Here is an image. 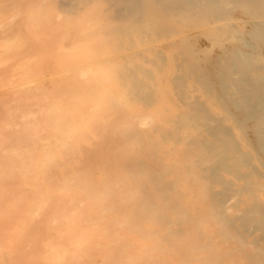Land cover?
<instances>
[{
	"label": "bare ground",
	"instance_id": "6f19581e",
	"mask_svg": "<svg viewBox=\"0 0 264 264\" xmlns=\"http://www.w3.org/2000/svg\"><path fill=\"white\" fill-rule=\"evenodd\" d=\"M1 8L0 56L20 59L0 90V264H264L256 167H264V57L240 46L264 45V0H0ZM196 33L235 48L229 65L219 55L213 63L228 65L239 95L227 84L226 94L254 119L257 139L248 125L236 128L244 119L219 88L222 65L215 73L224 81H213L225 97L211 98L229 115L188 93L194 108L172 101L177 79L175 96L164 94L157 71L167 63L154 66L158 78L152 72L158 37L193 46ZM223 38L240 47L226 49ZM143 45L152 47L148 65L133 52ZM249 55L259 64L250 73Z\"/></svg>",
	"mask_w": 264,
	"mask_h": 264
},
{
	"label": "rangeland",
	"instance_id": "374dc122",
	"mask_svg": "<svg viewBox=\"0 0 264 264\" xmlns=\"http://www.w3.org/2000/svg\"><path fill=\"white\" fill-rule=\"evenodd\" d=\"M6 9H7V8H6ZM1 10H4V11H1ZM0 12H3V13L6 12L5 8H3V9L1 8V9H0ZM3 13H0V14H3ZM235 15H236V14H235ZM2 16H3V15H2ZM4 16H5V15H4ZM5 17H7V14H6ZM0 18H1L2 21L5 20V19H3L1 16H0ZM7 19H8V18H7ZM2 21H1V22H2ZM1 22H0V23H1ZM5 22H6V21H5ZM7 22H8V20H7ZM7 22H6V23H7ZM6 23H4V24H6ZM4 24H3V25H4ZM3 25L1 24V26H3ZM196 34H197V33H196ZM196 34H195V35H196ZM198 34H199V33H198ZM198 34H197V35H198ZM203 34H204V33H203ZM203 34H202V35L200 34V35H198V36H195L196 38H194V40H192V42H193V41H194V42H197V41L199 40V42H197V43H194V42H193V43H194L193 46H195V44H196L195 47H193V46L191 45L192 43H191V44L188 43V45H189L190 47H189L186 43H185V45H184V43L182 44V42L180 41V38H179L180 36H179V35H176V37H175V35L172 36V37H174V38H172V39H171V37H170L169 35H164L163 38H161L162 36H161L160 38L158 37L159 40L163 39L164 41L162 40L161 42L159 41L158 43H157V42L155 43V41H158V39H156L155 41H153V42L155 43V45L152 44V43L150 42V43L148 44L149 46H152V47H153V45H154V48H155V46H156L158 49H161V50L155 51V52H157V54L154 53V52H152V53L154 54V60L151 59L152 62L154 61L155 64H156V61L158 60V61H157L158 65H157V64L155 65L154 63L152 64V65H153V67H152V72H153L154 70H155V71L158 70V68H155V69L153 70L154 66H156V67L161 66V68H162V66L164 67V65H162V64H166V63H167V64H166L167 66H165L162 70H160V68H159L160 72L157 71V73H162V74H163V77H166L165 79L168 80L167 82H168L169 84L167 83V86H168V87H167V86H166V87L169 88V90L167 89V91H168V92L170 91V93H166L167 91L164 90V89L162 90V88H161L162 85H163L162 82H164V81H163V78L161 77L162 80H161V82H160V81H159L160 79H157L158 77H157L156 75H158V74H156L155 71H154L153 73H155L154 75H155L157 78L154 79V82H155V84H157V81H158V83L160 82V85H161V83H162L161 87H160V86L158 87V84H157L156 89H157V88H161V90H162L161 92L166 91L164 94L167 95L168 99H170L172 96H175L174 94H176L177 91L180 92V94L183 93V94H181V95H184V94H185L184 96H181L179 93H177V94H176L177 96H175V98L173 97V99H172V101L176 99L177 102H180V103H178V104H182V106H183V103L186 102V101H184L182 98L184 97V99H185V96H187L186 93H188V96H189V95H190V96L192 95L191 99H192V98H194V99L196 98L195 100H197V99L201 98V99H199L201 102H202V100H203L202 104H200V105L198 104V106H200V107H202V106L205 107V106H206L205 101H206L207 103H209L208 106L211 104V107H212V108H215L214 110H216V111H213L214 113H215V112H218V111H220V110H221V112L223 113L224 110H223V108H222V105H220V104H221L220 101H219L220 98H211V96H215V97H216L217 94H218L217 96H219V95H220V96H224L223 93L225 94V96H226V95L228 96V94H226V92L228 91V93H231V92L233 91V93H232V99H233V94H234L235 92L238 93L237 90L234 92V90H235L236 88H234V90H233L232 84H230L232 88L228 85V83H230L231 81H230L229 79H227V77H226V74H227V71H228V65H229L228 60L231 59V58H226V57H228V55L230 56L231 53L229 54V52H230L231 50H234V49H235V48L233 49L231 45H234V47H235V46H237V45L239 46L240 43H241V45H240V46H242V49H241V50H244V52H245V51H246V48H247V51H246V52H249L248 49H250V52H251V53H248V54H250V55L253 54V57L256 56V55L258 54V58H261V59L264 57V56H261V55H264V49H263L264 47H262V46H264V45H262V46H258L257 44H254L255 47H256V49H253V48H255V47L251 48V46H254V45H250V47H249L248 44H245V45H247V47H246V46H243L244 43H242V42L239 43L240 40L237 41V45H236V44L231 43V42H232V41H231V40H232L231 38H229V39L226 38V39L230 40V43H229V42L227 43V40H226V42H225V41H224L225 38H223V40H222L223 42H222V43H223V45H224V43H226L225 45L227 46V48H226V47H223V48L228 49V46L230 45V49H231V48H232V49H231V50H228V51H224V50L222 51L221 48H220V46L217 45V43H216V44L214 43L216 46L211 45V44H212V43H211V40H209L208 37H207V38L205 37V39H203V37L206 36V35L203 36ZM177 36H178V37H177ZM168 37H169V38H168ZM197 37H199V38H197ZM201 37H202V38H201ZM200 39H201V40H200ZM166 40H167V41H166ZM195 40H196V41H195ZM204 40H205V41H208V40H209V41H208V42H205ZM234 40H235V39H233V42H234ZM189 42H191V41H189ZM209 42H210V43H209ZM234 43H236V40H235ZM150 44H152V45H150ZM199 44H200V45H199ZM207 44H208V47H207ZM209 44H210V45H209ZM228 44H229V45H228ZM148 45H147V46H148ZM183 45H184V47H183ZM201 45H202V48H201ZM223 45H222V46H223ZM259 45H260V44H259ZM185 46H187V47L189 48V51H190V52L188 51V48H186ZM197 46H199V47L196 48ZM212 46H213V47H212ZM218 46H219V47H218ZM222 46H221V47H222ZM240 46H239V47H240ZM143 47L146 49V45H143V46L141 47V49H140L139 47H137L136 50H134L135 48L133 49L134 51H133V50H129L130 53H133V52H134V53L137 52L136 54H138V52L140 53V56H139V57L142 56L141 58H143V60H142V64H143L144 61L146 62L147 60H149V59H147V58H148V57H147V52H149V54H150V49H149V50H147V49H148V48H152V47H147V49H146L147 51H146L145 49H143V50H145V51H143V50H142ZM159 47H160V48H159ZM182 47H183L184 49H187V51H186V50H183ZM203 47H204V48H203ZM261 47H262V50L259 49V48H261ZM191 48H192V50H191ZM205 48H207V49L204 50ZM243 48H244V49H243ZM178 49H180L181 51L178 50ZM193 49H196V50H193ZM197 49H198V51H197ZM199 49H200V50H203V51H200ZM226 49H225V50H226ZM236 49L238 50L239 48L237 47ZM258 49H259V50H258ZM137 50H138V51H137ZM153 50H154V49H153ZM153 50H152V51H153ZM156 50H157V49H156ZM182 50H183V51H182ZM207 50H208V51H207ZM220 50H221V51H220ZM239 50H240V49H239ZM239 50H238V51H239ZM256 50H257V52H256ZM108 51H109V50H108ZM126 51H127V50H126ZM126 51H124V52L126 53ZM131 51H133V52H131ZM191 51H192V52H191ZM218 51H219V52H218ZM253 51H255V52H253ZM258 51H259V53H258ZM261 51H262V52H261ZM110 52H111V51H110ZM110 52H108V53H110ZM117 52H118V51H117ZM122 52H123V51H122ZM127 52H128V51H127ZM129 52H128V53H129ZM179 52H180V53H179ZM193 52H194V53L196 52V53L194 54ZM203 52H204V53H203ZM206 52H209V53H208L209 55H208ZM231 52L234 53V51H231ZM236 52H237V51H236ZM260 52H261L262 54H260ZM101 53H102V52H101ZM115 53H116V52H115ZM219 53H222V54H219ZM256 53H257V54H256ZM104 54H105V53H104ZM104 54H103V55H104ZM121 54H122V53L119 52V55H121ZM123 54H124V53H123ZM126 54H127V53H126ZM149 54H148V55H149ZM210 54L212 55V57H211ZM227 54H228V55H227ZM9 55H10V54H9ZM11 55H12V54H11ZM11 55H10V56H11ZM107 55H108V54H107ZM107 55H106V56H103L104 58H102V59H105V57H106V60H108V58L111 59V58L114 57L115 55L117 56V54H115V55L110 54L111 56L109 55V57H108ZM112 55H113V56H112ZM195 55H196V57H195ZM205 55H206V56H205ZM207 55H208V56H207ZM218 55H219V56H218ZM250 55H249L248 58H247L248 60L246 59V63H245L246 66L248 65L247 67L250 68V70H248V73H250V71L253 69V67L255 68V66H258V65H259V64L257 63L258 61L256 60V59H257V58H256L257 56H256L255 59H254V58H251ZM1 56H2V57H1ZM1 56H0V57H1V58H0V61H1V59H3V63L1 62V63L3 64V66H2V64H0V65H1V67H0V74H1V75H0V81H1V82H0V86H1V85H3V86L0 87V88H1L0 90L2 91V90L5 89V87H7V88L9 87V84H10L9 81H10V79H11V81L13 80L12 78H10V77H11L10 74L12 75L14 72H16L14 69H17V68L14 67V69H13L14 72L11 73V71H12V68H11V67H13V65L15 66L16 63H17V66H18V64H19V60H17V59H20V58L11 56V57H10L11 60H10V58H8L7 55H6L5 53H4V55H1ZM3 56H4V57H3ZM149 56L151 57V55H149ZM156 56H157L158 59H157V58L155 59ZM188 56H190V57H188ZM209 56H210L211 58H209ZM214 56H215V59H214ZM217 56L220 57V58H219L220 60L218 59ZM221 56H224V58H222ZM225 56H226V57H225ZM231 56H233V57L235 56V57H236L235 54H233V55L231 54ZM100 57H102V56L100 55ZM107 57H108V58H107ZM110 57H111V58H110ZM139 57H137L138 59H137L136 57H134V58H136L137 63L141 62V61H140L141 59H140ZM150 57H149V58H150ZM186 57H187V58H186ZM194 57H195L196 59H195ZM205 57H206L207 60H206V59L203 60V58H205ZM207 57H208V58H207ZM233 57H232V58H233ZM235 57H234V58H235ZM4 58H8V59H9V60L7 59L8 62H7V64H6L5 66H4ZM12 58H14V59H12ZM98 58H99V57H98ZM152 58H153V56H152ZM197 58H198V59H197ZM212 58H213L214 60H213ZM221 58H222V61H224L225 63L227 62V64H228V65H227V68L225 67L226 65L222 64L223 62H222V63H217L218 61H216V62H215L216 64L213 63L216 59H218L219 61H221ZM102 59L99 58L100 61H101ZM146 59H147V60H146ZM187 59H188V61H187ZM200 59H201V60H200ZM209 59H210L211 61H212V60H213V61L211 62ZM223 59H224V60H223ZM225 59H227V61H225ZM5 60H6V59H5ZM12 60H14V63H13ZM15 60H17L18 62L15 61ZM106 60H105V61H106ZM133 60H134V59H133ZM136 60H134L135 62H134V61H131V59H130L129 61H131L130 63H136ZM138 60H139V61H138ZM155 60H156V61H155ZM196 60H197V61H196ZM199 60H200V61H199ZM255 60H256L257 62H256ZM9 61H10V62H9ZM102 61H103V60H102ZM105 61H104V62H105ZM209 61H210V62H209ZM248 61H250V62H248ZM108 62H110V60H109ZM147 62H148V63H145V64L148 65V64L150 63V61H147ZM152 62H151V63H152ZM168 62H169V65H168ZM192 62H193V63H192ZM194 62H195V64H194ZM197 62H198V64H196ZM170 63H171V65H173V66H171ZM190 63H191L192 65H195V66H193V67L196 69V72H195V70L192 68V65H191ZM210 63H211V65H209ZM212 63H213V65H215V66L218 65V66H216V68H213ZM255 63H256V64H255ZM12 64H13V65H12ZM145 64H144V65H145ZM185 64H186V66H185ZM249 64H250V65H249ZM257 64H258V65H257ZM10 65H11V66H10ZM147 65H146V67H150V66H151V65H149V66H147ZM183 65H184V67H183ZM197 65H198L199 67H197ZM221 65H222V68H223V69L220 68V71L225 72V73H222V72H221V73L224 74V76L226 77V80H225V81H224V78H225V77H223V75H222L221 73H220V75H221L222 77H218V75H216V73L218 74V73L220 72L219 70H217V68H219V66H221ZM223 65H224V67H223ZM6 66H7L8 68H11V69H9V71H8V69L6 70V69H5ZM170 66H171V67H170ZM201 66H202V67H201ZM2 67H3V68H2ZM168 67H170L171 69H170V68L168 69ZM181 67H183V68H181ZM185 67H186V68H185ZM200 67H201V73H202V72L205 73V74L207 73L206 75H205V74H204V75H205L206 77H208V78H206V77L203 78V77H202V76H204L203 73H202L201 77L199 76L201 73H200V74H197V73H199V71H200ZM209 67H210L211 69H210ZM189 68H191V69H189ZM202 68H204V69H203L204 71L206 70V71H208V72H210V71L212 70V68H213L214 70L211 71V74H210L211 76H210V75L208 74V72H206V71L204 72V71L202 70ZM205 68H208V69H205ZM224 68H225V69H224ZM251 68H252V69H251ZM147 69H148V68H147ZM147 69H146V70H147ZM166 69H167V70H166ZM173 69H175V70H173ZM184 69H186V70H184ZM188 69H189L190 71H189ZM226 69H227V71H225ZM3 70H4V71H3ZM17 70H18V69H17ZM168 70H169L170 72H169ZM181 70H182V72L180 73ZM216 70H217V72L215 73ZM6 71H7V72H6ZM149 71H150V69H149ZM167 71H168V74H169V75L167 74ZM173 71H174V72H173ZM187 71H188V72H187ZM191 71H192V72H191ZM193 71H194L196 74H195ZM1 72H6V73H7L6 75H7L8 77L10 76L9 79H8V77H7L6 75H2L3 73H1ZM164 72H165V73H164ZM184 72H185L184 75H187V76H185L186 78H185L184 75H183ZM213 72H214V73H213ZM173 73H174V74H173ZM8 74H9V75H8ZM166 74H167L169 77H167ZM172 74H173V75H172ZM181 74H182V75H181ZM194 74H195V75H198L199 77H197V76L195 77ZM212 74H215V75H212ZM159 75H160V74H159ZM165 75H166V76H165ZM190 75H191V76H190ZM207 75L210 76V79H209V76H207ZM12 76L14 77V75H12ZM160 76H161V75H160ZM160 76H159V77H160ZM171 76H172V77L174 76L173 78L175 79V81L173 80V78H172ZM213 76H214V77H213ZM3 77H4V78H3ZM5 77H7V79H6ZM170 77H171L172 79H171ZM181 77H184V79L181 78ZM1 78L4 79V80H1ZM199 78H200V79H199ZM219 78H221V79L224 81V83L221 81L220 86H219V84H218V85L215 84V81H216V80L213 81V79H219ZM15 79H17V78L15 77ZM156 79H157V80H156ZM165 79H164V80H165ZM176 79L178 80V83H177V84H178V88L176 89L177 91L175 90V88L177 87V84L175 83V82H176ZM181 79H182V81H181ZM185 79H186V80H185ZM205 79H209V80H205ZM7 80H8V81H7ZM171 80H172V81H171ZM194 80H195V81H194ZM200 80H202V81L204 80L205 82L207 81V82H206V85H207V83L210 81V83H208L207 86L210 85V86H211V89L213 90V92L211 93V91H209V90L207 91V90H206L207 88H204V86H205L204 83H205V82L203 81L204 83H202V85H201ZM173 81H174V82H173ZM185 81H186V83H185ZM187 81H188V82H187ZM217 81H218V80H217ZM170 82H171V83H170ZM179 82H180V83H179ZM182 82H183V84L185 85V89H186V90L188 89L187 86H186V85L188 84V87H189L188 90H189V92H188V90H187V91L185 90V92H184V85L181 84ZM219 82H220V80H219ZM219 82H218V83H219ZM225 82H226V83H225ZM1 83H2V84H1ZM3 83H4L5 85H4ZM8 83H9V84H8ZM174 83H175V84H174ZM199 83H200V84H199ZM212 83H214V84H212ZM216 83H217V82H216ZM222 83H223V84H222ZM6 84H8V85H6ZM164 84H165V82H164ZM170 84H171V87H170ZM224 84H225V86L222 87ZM226 84H227V87L229 88V90H228V88L226 87ZM172 85H173V88H172ZM175 85H176V86H175ZM179 85H181V86H180L181 88L179 87ZM189 85H190V86H189ZM194 85H195V86H194ZM213 85H214V86H213ZM4 86H5V87H4ZM154 86H155V85H153V88H155ZM174 86H175V87H174ZM196 86H197V89H196ZM207 86H205V87H207ZM216 86H219L220 89L223 88L222 91H224V92L221 94V90H220L219 88L217 89ZM166 87H165V85H164L163 88H166ZM215 87H216V89H217L218 91H216ZM2 88H4V89H2ZM203 88H204V89H203ZM225 88H227V91L225 90ZM170 89H171V90H170ZM193 89H194V90H193ZM214 89H215V90H214ZM230 89H231L232 91H231ZM6 90H7V89H6ZM172 90H173L174 93L171 92ZM179 90H180V91H179ZM219 90H220V94L218 93ZM1 91H0V93H1ZM4 91H5V90H4ZM4 91H2V92H4ZM204 91H205V92H204ZM229 91H231V92H229ZM161 92H160V94L157 93L158 96H161V94H162ZM175 92H176V93H175ZM210 93H211V94H210ZM236 93H235V94H236ZM119 94H120V92H119ZM193 94H195V95H193ZM200 94H201V96L198 97ZM205 94H206V95H205ZM235 94H234L235 97H237V96L239 95V93H238V95H235ZM162 95H163V94H162ZM197 95H198V96H197ZM208 95H209V96H208ZM240 95H241V94H240ZM154 96H155V94H154ZM180 96H181V98H180ZM225 96H224V97H225ZM229 96H230V94H229ZM229 96H228V97H229ZM162 97H163V96H162ZM169 97H170V98H169ZM197 97H198V98H197ZM204 97H205V99H204ZM224 97H223V98H224ZM178 98L181 99V100L179 101ZM223 98H222V100H223ZM225 98H226V99H225ZM225 98H224V99H225L226 101H225V100H224V101H225V102L229 101L228 103H230V101H231V100H230L231 97H229V98L225 97ZM161 99H162V98H161ZM161 99H160V100H161ZM189 99H190V98H189ZM217 99H218V100H217ZM160 100H159V101H160ZM176 100H175V101H176ZM185 100H187V99H185ZM199 100H197V102H195V101L192 99V101L195 102V103L193 102L194 104H196V103H198V102L200 103ZM182 101H183V103H182ZM189 101H190V100H189ZM189 101H187V102H188V105H187V103H185V104H186L185 109L189 108V106H192V108H194L195 105H194V104H191L192 102L189 103ZM177 102H176V104H177ZM170 103H171V101H170ZM203 103H204V104H203ZM228 103H227V104H228ZM233 103H234V101H232V104H233ZM158 104H161V103H160V102H157V105H158ZM172 104H175V102H172ZM172 104H171V106H172ZM190 104H191V105H190ZM232 104L230 103V106H231V107H229V104H228V107L230 108V109H228V110L231 111V113L233 114V116H236V115H235L236 113H237V114H241V115H239V116L234 117V119L237 118L236 120L240 119L241 121H243V119H244V124H243V122H242V124H241V123H239V124L236 123V128H237V129H240V128H238V127L243 126V125H244V126L248 125V126H246V127H247V130H248L249 127L252 128L251 125H253L252 123L254 122V119H252V118H250V117H246V116H247V113H244V112H243V114H242V112H240L241 110H240L238 107H236L235 104H233V105H232ZM204 105H205V106H204ZM171 106L169 107L170 110L172 109ZM182 106H181V108H180V106L177 107L178 109H177V108H176V109L173 108L172 111L174 110L173 112H175V111H177V112H182V110H184ZM196 106H197V105H196ZM208 106H207V107H208ZM173 107H174V105H173ZM175 107H176V105H175ZM209 107H210V106H209ZM235 107H236V108H235ZM156 108H157V107H154L153 110H152V108H151V109L149 108V110H150V111H154V109H156ZM205 108H206V107H205ZM232 108H233V109H232ZM231 109H232V110H231ZM178 110H180V111H178ZM187 110H189V109H187ZM208 110H209V109H208ZM235 110H236L237 112H235ZM172 111H171V112H172ZM184 111H185V110H184ZM206 111H207V110H206ZM232 111H233V112H232ZM210 112L212 113L211 110H210ZM239 112H240V113H239ZM214 113H212V114H214ZM218 113H220V112H218ZM224 113L227 114V115L230 114L229 111H228V112L224 111ZM234 113H235V114H234ZM243 115H245L244 117H246V118H243V117H242ZM218 117H220V116H218ZM240 120H238V122H239ZM247 120H249V122H248ZM246 121H247L249 124H248ZM252 121H253V122H252ZM240 124H241V125H240ZM238 125H239V126H238ZM237 126H238V127H237ZM250 128H249V129H250ZM250 130H251V131H252V130L254 131V129H250ZM250 130H248V133H247V131L245 130V131H246V134H248V138H249L250 136H252L251 133H253V135L255 136L254 132H251ZM249 131H250V133H249ZM254 136H253L254 139H252V141L255 140V137H256V139H257V136H255V137H254ZM250 139H251V137H250ZM252 143H255V142H252ZM256 143H257V141H256ZM256 143L254 144V146L256 145V146L258 147V145H257L258 143H257V144H256ZM257 147H256V148H257ZM250 149H251V148H250ZM252 151L254 152L255 155H256V154L262 155V154L259 153V152H261L259 149L256 150V151H255L254 149H252ZM257 156H258V155H257ZM259 158H260V157H257V160H258ZM258 161H261V159H259ZM253 162H254V161H253ZM255 165H256V162H255ZM253 166H254V165H253ZM259 166H260L261 168L258 167V166L256 165L257 169H259V170H261L262 172H264V167H262L261 165H259Z\"/></svg>",
	"mask_w": 264,
	"mask_h": 264
}]
</instances>
